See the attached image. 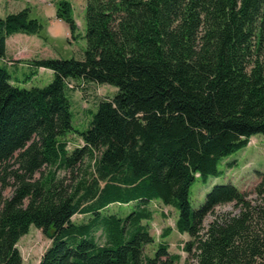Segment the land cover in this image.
<instances>
[{
	"label": "trees",
	"instance_id": "trees-1",
	"mask_svg": "<svg viewBox=\"0 0 264 264\" xmlns=\"http://www.w3.org/2000/svg\"><path fill=\"white\" fill-rule=\"evenodd\" d=\"M56 16L76 39L71 4ZM86 23L84 58L28 61L29 79L41 68L54 79L24 89L2 66L7 39L42 26L28 9L0 18V186L14 188L9 198L0 190V264H23L18 243L31 225L51 241L39 264H180L164 242L145 254L154 200L178 209L196 264H264V179L254 203L232 185L215 186L198 209L189 202L197 178L264 136V0H87ZM72 78L119 91L69 152ZM231 203L238 214L204 229Z\"/></svg>",
	"mask_w": 264,
	"mask_h": 264
},
{
	"label": "rangeland",
	"instance_id": "rangeland-1",
	"mask_svg": "<svg viewBox=\"0 0 264 264\" xmlns=\"http://www.w3.org/2000/svg\"><path fill=\"white\" fill-rule=\"evenodd\" d=\"M61 1H67L71 4L73 16L78 26L77 38L67 37V31L64 25L56 24L55 33L46 38V27L54 19L57 12V6ZM86 5L87 0H0V18H5L8 14H16L24 9L30 11V17L37 19L41 24L40 36L42 42L37 44L36 51L41 52L44 59H72L82 60L87 48L86 40ZM57 17V16H56ZM66 25V24H65ZM53 26V25H50ZM22 34V33H19ZM27 35V34H26ZM9 38V37H8ZM18 40V34L10 37L9 53L19 48L22 40ZM39 49V50H38ZM9 58V57H7ZM12 76V84L19 88L30 89L32 87L43 88L48 86L54 79V73L47 69L40 74H36L29 79L33 70L30 67H18V63L9 64L2 62ZM65 90L66 96L71 104V124L73 131L70 132L65 140L68 143V151L72 152L77 147L83 146V141L79 135L89 129L90 123L98 110L99 103L104 98H114L119 89L113 85L97 84L86 82L81 78L69 79ZM88 164L80 167V172H84ZM42 171L47 174L48 169L44 167ZM90 171V170H89ZM219 174L209 176L206 180L197 178L190 188L189 202L193 209H198L206 201L207 194L217 185H232L240 192L248 194V199L253 203L258 200L256 193L257 187L264 179V136L261 134L251 138L249 144L224 157L218 163ZM78 172V171H76ZM79 173V172H78ZM59 177H68L70 172L62 171ZM41 176L40 173L36 178ZM0 190H2L0 186ZM14 188L8 187L3 191L6 198L12 196ZM153 211L152 220L146 222L151 227V234L154 237V243L145 247V254L153 257L161 242L169 245V251L172 254L180 255V264H196V260L185 252V244L192 238L189 234H181L176 229V221L179 211L173 206H166L160 200H154L150 204ZM126 207L113 205L110 212H124ZM132 210L130 207L129 212ZM240 208L234 203L218 206L215 213L209 215L204 222V229L215 219L216 216L224 213L238 214ZM76 222L87 220L82 215L73 217ZM168 235L164 237V235ZM204 233V231H203ZM51 246V241L43 234L41 230L31 225L29 232L24 235L18 248L22 255L23 264H39L46 250Z\"/></svg>",
	"mask_w": 264,
	"mask_h": 264
},
{
	"label": "crops",
	"instance_id": "crops-1",
	"mask_svg": "<svg viewBox=\"0 0 264 264\" xmlns=\"http://www.w3.org/2000/svg\"><path fill=\"white\" fill-rule=\"evenodd\" d=\"M48 24H49L48 27H46V38L52 35V32L55 33L54 27L56 26V24L64 25V28L67 31L68 39L71 38L69 26L64 21L58 19L56 17V14H55L54 19L51 20V22H49ZM50 25H53V26H50ZM10 37L7 39V52H6V56L9 57V58H6V61L9 62V64L14 65L15 63H18V67H23V66L27 67L29 66L28 64H26L28 61L36 60V59H43V57L41 56L42 55L41 52L36 51V48L38 47L37 44L41 43L42 42L41 39L43 38L40 36V34H35V35L18 34L17 41L22 40L24 43H22V45L19 48L15 49L14 53H11V54L9 53ZM45 70H46L45 68L39 69L38 74H40L41 72H44ZM47 71L52 72L49 69H47Z\"/></svg>",
	"mask_w": 264,
	"mask_h": 264
}]
</instances>
